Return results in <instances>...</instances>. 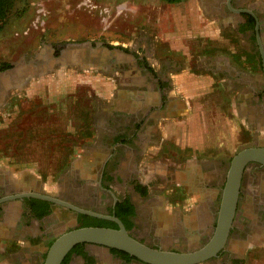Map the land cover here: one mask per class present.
I'll return each mask as SVG.
<instances>
[{
	"label": "rangeland",
	"instance_id": "rangeland-1",
	"mask_svg": "<svg viewBox=\"0 0 264 264\" xmlns=\"http://www.w3.org/2000/svg\"><path fill=\"white\" fill-rule=\"evenodd\" d=\"M172 6L163 0H15L0 27V66L8 62L13 71L20 70L11 78L0 77L1 168L16 179L39 180L43 192L62 191L77 154L85 146L95 144L96 126L101 127V109L109 106L113 96L122 90L125 77L121 68L107 72L102 67L59 62L54 59L56 53L71 44L92 42L110 47L116 56L124 53L122 48L133 54L134 37L141 30L154 31L159 12ZM33 60L45 61V64L35 73H26ZM105 83H110L107 91L110 98L97 95V91L107 90L109 86ZM261 138L257 130H245L239 134L236 145L223 147L222 156L230 162L239 150L261 142ZM214 149L218 151V147L211 148L213 155L216 154L211 160L217 162L221 153ZM197 156L207 160L204 155ZM143 158L139 167L167 160L174 163V168L196 162L194 152L177 144L176 139L168 141L161 152L152 148ZM157 177L155 181L160 180ZM166 179L164 176L160 186L152 187L150 195L168 196V207L185 215L200 196L192 192L191 185H177L185 183L184 173L168 182ZM259 216L254 204L238 213V218L245 223L256 221ZM56 217L55 225L63 228L58 236L79 224L70 212L58 211ZM247 233L250 234L241 232L240 246H231L238 260L236 264H264V238ZM160 243L173 247L169 242ZM46 246L48 250V243ZM90 248L95 253L107 252L94 246ZM37 260L36 264H42L41 258ZM79 260L75 264H80ZM200 264L223 263L217 259Z\"/></svg>",
	"mask_w": 264,
	"mask_h": 264
},
{
	"label": "crops",
	"instance_id": "crops-1",
	"mask_svg": "<svg viewBox=\"0 0 264 264\" xmlns=\"http://www.w3.org/2000/svg\"><path fill=\"white\" fill-rule=\"evenodd\" d=\"M238 2L245 7H238ZM164 3L173 6L159 12L154 31L141 30L133 39L134 53L124 48L118 56L125 83L103 109L110 111L120 100L139 104L138 135L145 152H161L176 139L194 157L208 159L216 157L211 148L221 153L224 146L236 145L245 130L264 136V0ZM249 14L258 20L257 26L245 24ZM12 75L0 69V77ZM105 84L107 90L97 95L110 98V83ZM105 122L102 117V129ZM228 159L221 153L220 161ZM144 168L167 177L174 163L167 160ZM35 226L39 233V222ZM37 233L0 222V264H36L38 258L43 264L46 245Z\"/></svg>",
	"mask_w": 264,
	"mask_h": 264
},
{
	"label": "flooded vegetation",
	"instance_id": "flooded-vegetation-1",
	"mask_svg": "<svg viewBox=\"0 0 264 264\" xmlns=\"http://www.w3.org/2000/svg\"><path fill=\"white\" fill-rule=\"evenodd\" d=\"M245 5V3H237L240 8ZM250 16L253 17L249 14L245 24L249 27L257 26L258 20ZM102 46L107 48V52L98 49L97 45H92V49L94 48L92 51L83 49L79 61L64 49H59L55 57H61L60 62L65 58L64 61L69 64L102 67L107 72L109 68L124 69L123 61L113 53L112 49ZM122 50L125 49L122 48ZM90 58H95L98 64H89ZM135 60L138 61L137 58ZM44 62L33 60L26 73H35L42 64H45ZM8 70L17 73L16 69ZM138 105L133 99L120 100L118 104L115 103L112 106L110 111L101 109L100 120L102 117L106 118V127L102 129L96 126L95 144L85 146L82 148V153L77 154L76 162L71 164V176L66 180L62 191L53 194L43 192L39 180L13 178L9 171L3 170L0 166V198L22 192L46 193L85 209L113 215L125 226L127 221L132 222L130 229L126 226L129 233L150 246L175 251L195 250L203 246L212 236L217 224L222 190L231 160L230 162L227 160L214 162L211 158L204 160L196 156V162L189 166H183V164L175 166L171 174L165 176L166 182L184 173L185 183H177V185L189 187L191 185L192 192L200 196L197 203L187 208L188 212L185 215L177 214L168 207L170 204V200H167L168 196L150 195L152 187L160 186L164 178L163 174H149L144 166H138L140 160L144 161L142 157L147 149H145L144 140H141L138 135V123L142 117ZM123 134L128 136L124 137ZM260 141L252 146H264V136ZM155 176H158L160 180L155 181ZM250 204L257 207L261 216L256 221L245 223L243 219L238 218V213L240 209H246ZM58 211L72 213V219L79 221L77 227L84 226L85 216H88L93 221H100V226L119 228L116 220L81 213L35 196H23L0 202V222L17 223L19 228L23 225L27 226L31 233H37L35 223L39 222L40 231L36 235L40 241H44L45 245L48 243L49 249L58 236L56 235L58 231L63 229L55 225ZM242 231H249L250 234H247L251 236L255 234L256 237L264 238V165L257 162L250 163L244 171L237 211L225 247L217 256L207 261L220 259L223 264H236L238 260L231 246H240ZM148 238L152 241H148ZM162 241L172 243L173 247L162 245L160 243ZM175 244L181 247H175ZM90 246L92 245L88 243L77 244L66 255L63 262L68 258L65 264H75V260L78 261L79 258L80 264H148L129 253L130 257H126L114 251L116 248H109L107 252L101 254L92 251ZM47 251L46 249V254Z\"/></svg>",
	"mask_w": 264,
	"mask_h": 264
},
{
	"label": "water",
	"instance_id": "water-1",
	"mask_svg": "<svg viewBox=\"0 0 264 264\" xmlns=\"http://www.w3.org/2000/svg\"><path fill=\"white\" fill-rule=\"evenodd\" d=\"M92 45V42L71 44L65 50L71 55L73 54L72 57L79 61L81 60L79 58L83 53V49L92 51L94 49H92ZM97 48L103 51L107 50L102 45L97 46ZM54 59L60 62L61 57H54ZM94 59L90 58L89 64H98ZM253 162L264 165V146L244 147L232 157L222 190L216 227L210 239L195 250L175 251L150 246L132 236L123 222L117 217L82 208L46 193L22 192L1 197L0 202L23 196H35L67 206L81 213L105 217L118 222L119 228L80 226L61 233L50 245L43 264H62L66 255L79 243H88L97 249L101 248L106 251L109 248L120 249L148 264H200L217 256L225 247L237 211L243 174L246 167Z\"/></svg>",
	"mask_w": 264,
	"mask_h": 264
},
{
	"label": "trees",
	"instance_id": "trees-1",
	"mask_svg": "<svg viewBox=\"0 0 264 264\" xmlns=\"http://www.w3.org/2000/svg\"><path fill=\"white\" fill-rule=\"evenodd\" d=\"M14 1L15 0H0V27L2 26V23L4 22V20L7 18ZM163 1H165L167 3H178V2H181L183 0H163ZM11 67H12V65L10 63L4 62L3 64H1L0 69L5 70V69H9ZM99 224H101L100 221L96 222V221H93L92 219L88 218V216H85V225L84 226H100ZM132 224H133L132 222L127 221L126 222L127 228L130 229L132 227ZM114 251L122 253L123 255H126V257H130V255L127 252L117 250V249H114ZM67 259L68 258L65 259L63 264H65Z\"/></svg>",
	"mask_w": 264,
	"mask_h": 264
}]
</instances>
